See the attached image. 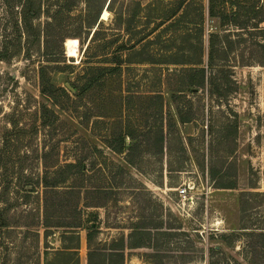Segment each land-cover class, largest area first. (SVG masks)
<instances>
[{"label":"rangeland","instance_id":"374dc122","mask_svg":"<svg viewBox=\"0 0 264 264\" xmlns=\"http://www.w3.org/2000/svg\"><path fill=\"white\" fill-rule=\"evenodd\" d=\"M108 1L34 0L41 15L29 28L15 0H0L6 57L0 60V264H45L53 251L72 245L62 242L68 227L78 233L79 264H87L89 250H102L99 264H264V31L221 28L205 13V44L209 33L227 35L219 43L229 60L209 70L219 79L222 102L212 94L216 83L173 96L174 67H168L158 72L163 85L153 91L164 100L154 114L148 99L154 85L143 80L149 67L105 78L86 71L106 65L105 42L126 39ZM151 1L113 0L112 8L127 13L131 2ZM229 1L226 11L237 12L239 21L264 18V0ZM58 6V24L49 26ZM96 17L99 35L83 54ZM58 43L63 50L53 55ZM42 74L69 98L58 96L54 104L41 95ZM128 88L132 107L125 113ZM177 105L187 123L179 121ZM126 120L140 134L134 165L126 152L103 143ZM153 132L163 134L160 151ZM75 161L85 165L83 173L45 186L54 167ZM136 228L144 233L141 248L127 239Z\"/></svg>","mask_w":264,"mask_h":264},{"label":"trees","instance_id":"16d2710c","mask_svg":"<svg viewBox=\"0 0 264 264\" xmlns=\"http://www.w3.org/2000/svg\"><path fill=\"white\" fill-rule=\"evenodd\" d=\"M15 1L18 6L14 8L20 7L17 14L25 27H28L27 23L29 25L31 21L39 19L41 15L40 6H36L34 0ZM55 1L58 3L60 0ZM112 2L113 0L108 1L107 10L116 15L115 22L118 26H123L122 32L125 33L126 39L120 41V43L115 42V40L105 42L104 48L106 51H111L109 54L105 53L102 55L103 59H101V63L106 65L102 67H89L86 71H95L105 78L117 72L134 73L135 67L133 66L149 67L150 70L145 71L147 75L151 71L152 77L146 75L143 77V80L147 81L146 86L154 85V87H148L151 88V95L148 97L152 101L151 106H154V104L158 106V108L156 106L152 107V113L154 114L161 112V105L164 100L162 91H153L163 85L162 75H158V72H164L165 69H169L168 67H174L172 75H175L176 89L169 90L173 93V96H182V94L187 92H205L212 83H216L217 86L215 85L213 89L215 93L213 91L212 94H217L219 103L222 102V95L218 93L223 91L219 87V79L214 75L211 76L209 70L213 69L217 63L222 64L229 60L227 53L221 52L219 43V39L226 38L227 35H221L218 32L209 33L207 35V44H205V13H207L209 18L218 19L220 22L219 27L221 28L233 26L236 29L244 31L253 30L247 32L264 31L259 27L260 24L264 23V18L255 19V17H249L246 18V21H239L237 12L228 13L226 11L225 0H152L145 6H141L139 2H131V10L127 11V13L123 11L116 13L115 9L112 8ZM57 10L56 15L52 18L53 24H48L49 26L58 24L59 18L57 17L62 15V8L58 6ZM101 22L97 17L94 19L91 38L86 43L83 54L95 43V39L99 35L97 30ZM138 23H140V27L137 25ZM29 26L31 28V25ZM215 38L218 39V42L214 40ZM113 43L115 45L111 47ZM222 43H228L227 39L223 40ZM56 48L58 50L53 52V55H57L58 52L61 53L63 50L60 43L56 45ZM65 55L68 56L66 50ZM5 58L4 53L0 52V60H4ZM39 91L41 95L51 100L54 104L56 103V99L59 98L58 96L69 98V93L65 89L55 87L52 83L46 81L43 74L41 75ZM131 107L132 93L128 88L124 96L125 113H128ZM175 109L179 121L187 123L189 118L183 116L180 107L177 105ZM41 111L53 114V116L55 115L45 107H42ZM152 135L155 137L154 146L160 151L164 142L163 134L161 132H153ZM139 136L140 134L133 131L126 120L122 132L114 139L105 140L103 143L116 154L126 152L125 158L127 163L134 165L133 153L140 147ZM127 141L129 142L127 143ZM64 170L66 174L64 176L60 175ZM85 170V165L77 161L60 164V166L54 167V171L50 173L55 178L49 179L45 186L56 188L60 184H65L69 178L79 175ZM225 188L233 189L231 186ZM62 236V242L70 241L72 245L70 247L62 246L58 250L53 251L51 260L45 259V264H79L78 233L74 231L73 227H68V230ZM143 237L144 233L136 228L127 237L132 242L129 246L131 248H141L143 246ZM89 238L90 235H87V242ZM115 252L117 250L109 252V256H117ZM100 253H102V250H89L87 264H99L100 262H95V257L100 258ZM45 255L47 256L48 254L45 253Z\"/></svg>","mask_w":264,"mask_h":264},{"label":"bare ground","instance_id":"6f19581e","mask_svg":"<svg viewBox=\"0 0 264 264\" xmlns=\"http://www.w3.org/2000/svg\"><path fill=\"white\" fill-rule=\"evenodd\" d=\"M108 15H109L108 11L102 12L101 20L105 21L107 19Z\"/></svg>","mask_w":264,"mask_h":264},{"label":"built area","instance_id":"2783aa9c","mask_svg":"<svg viewBox=\"0 0 264 264\" xmlns=\"http://www.w3.org/2000/svg\"><path fill=\"white\" fill-rule=\"evenodd\" d=\"M183 192H185V191H183Z\"/></svg>","mask_w":264,"mask_h":264}]
</instances>
